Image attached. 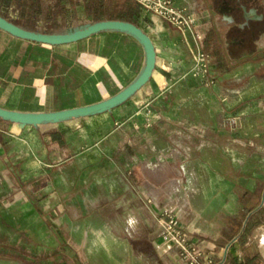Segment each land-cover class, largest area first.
<instances>
[{
    "label": "crops",
    "instance_id": "obj_1",
    "mask_svg": "<svg viewBox=\"0 0 264 264\" xmlns=\"http://www.w3.org/2000/svg\"><path fill=\"white\" fill-rule=\"evenodd\" d=\"M173 1L194 18L200 48L207 52L211 45L229 68L237 59L221 49L208 0ZM259 2L264 14V0ZM138 24L151 41L154 67L128 101L93 116L38 126L0 122V264H39L40 255L50 257L41 264H66L57 231L81 264H184L179 248L161 237L163 208L178 214L183 234L201 252L200 262L225 256L264 264V218L242 244L245 210L235 191L257 193L264 206V77L255 75L253 65L251 74L202 86L182 77L191 66V35L142 8ZM84 42L89 46L79 49ZM28 44L39 46L0 30L1 108L54 112L93 104L129 85L144 65L142 46L118 31L39 46V55L29 54ZM55 48L73 55L58 57ZM213 54L209 62L215 65ZM60 62L78 68L69 77L73 90L54 73ZM47 66L53 71L47 73ZM112 77L113 89L106 90ZM243 80L247 85L235 91V81ZM220 93L228 98L227 113L241 117L235 131L220 124ZM146 98L157 115L148 129L136 105ZM250 100L259 105L249 106ZM251 139L263 146L250 145ZM260 211L264 215V207ZM39 235H51V248L39 251ZM24 239L36 243L29 248Z\"/></svg>",
    "mask_w": 264,
    "mask_h": 264
},
{
    "label": "trees",
    "instance_id": "obj_2",
    "mask_svg": "<svg viewBox=\"0 0 264 264\" xmlns=\"http://www.w3.org/2000/svg\"><path fill=\"white\" fill-rule=\"evenodd\" d=\"M140 6L134 0H0V15L8 21L28 31L40 32L46 34H65L84 26L103 20H118L133 24L139 28L138 17ZM261 29L253 39L251 46L252 52L246 54L243 58L235 57L230 54L229 58L242 59L250 61L254 65V73L257 77H264V21ZM39 46L54 47L36 43ZM69 45V44H67ZM62 46V45H57ZM261 46L260 51L255 50ZM235 91L247 85V80L235 81ZM2 123L9 121L0 119ZM222 136H228L236 141L243 140L240 135L232 133H220ZM178 138V136L176 135ZM250 145H262L259 142L250 140ZM236 194L244 207L242 214L243 230L238 235L242 244L246 242L249 232L253 230L263 220L264 215L259 207L261 197L255 192L241 190L237 188ZM264 200V197H263ZM250 214V215H249ZM248 216V217H247ZM54 237L59 240L58 251L64 255L66 264H81V260L75 252L67 245L65 237L59 232H55ZM43 260H42V259ZM48 256H39V264L49 263ZM42 260V261H41ZM254 258L244 262H237L235 259L227 257L225 264H255ZM51 261V259H50Z\"/></svg>",
    "mask_w": 264,
    "mask_h": 264
},
{
    "label": "water",
    "instance_id": "obj_3",
    "mask_svg": "<svg viewBox=\"0 0 264 264\" xmlns=\"http://www.w3.org/2000/svg\"><path fill=\"white\" fill-rule=\"evenodd\" d=\"M0 30L21 40L52 46L75 43L101 32L118 31L130 35L138 41L143 48L145 57L143 68L136 79L116 94L104 100L54 112H18L0 107V119L11 123L38 126L89 117L105 112L129 99L131 95L149 80L153 71L154 52L150 39L140 28L128 22L103 20L73 31H68L65 34H46L23 29L0 15Z\"/></svg>",
    "mask_w": 264,
    "mask_h": 264
},
{
    "label": "built area",
    "instance_id": "obj_4",
    "mask_svg": "<svg viewBox=\"0 0 264 264\" xmlns=\"http://www.w3.org/2000/svg\"><path fill=\"white\" fill-rule=\"evenodd\" d=\"M144 11L154 14L161 18L169 25L177 28L183 35H191L195 43L194 49L191 50V66L182 77H190L205 87H214L215 79L211 76L209 70V54L200 48L199 42L202 35L194 31V18L189 14L185 7H179L174 4L173 0H134ZM218 100L222 105L220 124L229 131H235L238 128L240 116L230 115L227 113L224 105L228 98L220 93ZM136 105L142 110V125L148 129L154 118L157 117L151 106V98L142 99L136 102ZM177 126H181L177 123ZM138 126L135 127L137 129ZM161 215L164 219L161 237L164 242H172L179 248L178 257L184 264H223L225 256L216 262L206 260L200 262V250L196 244L183 234V225L180 217L172 209H161ZM235 242V239L232 241ZM231 242V243H232ZM230 243V244H231ZM230 244L226 247V251ZM225 251V253H226Z\"/></svg>",
    "mask_w": 264,
    "mask_h": 264
},
{
    "label": "flooded vegetation",
    "instance_id": "obj_5",
    "mask_svg": "<svg viewBox=\"0 0 264 264\" xmlns=\"http://www.w3.org/2000/svg\"><path fill=\"white\" fill-rule=\"evenodd\" d=\"M259 1L208 0L223 51L238 58L252 52L253 39L263 29V5Z\"/></svg>",
    "mask_w": 264,
    "mask_h": 264
},
{
    "label": "rangeland",
    "instance_id": "obj_6",
    "mask_svg": "<svg viewBox=\"0 0 264 264\" xmlns=\"http://www.w3.org/2000/svg\"><path fill=\"white\" fill-rule=\"evenodd\" d=\"M208 13H210V11H208ZM207 19H209V18L207 17ZM209 42H210L209 41V38H207L206 39L207 45H208ZM87 46H89V44H87V43L84 42V43L79 44L78 45V48L79 49H84ZM210 46H207V47L205 46V50L207 51L208 54H210V56H212L213 53H211L210 50L215 51V48L213 50V48H211ZM222 46L223 45H221V49H222ZM13 47H15V44H13ZM261 49H262L261 46H258V47L255 48V50H257V51H260ZM27 51H28L29 54L35 53V54H38L39 55V53H42V51L39 50V46H36L34 44H28ZM54 52H55L54 54H56L58 57H60L62 55L63 56H66V57H69L70 55L71 56L73 55V52L70 51V50H67L66 48H55ZM46 54H48V53H46ZM213 56H214L215 65L212 64L211 62H209V70H210L211 76L215 80L217 78H222L223 76L225 77V76H230V75H238L240 73H250L251 74L253 72V64L250 61H242V62H240L241 60H239V59H237V60H231L230 61V64H229V68H228L227 67V64L225 63V61L223 59V57L221 56V53H220V56H218L217 53H216V51H215V53L213 54ZM212 66H214V67L212 68ZM51 67H53V66L44 67L46 69L45 71H47V73H50L51 71L54 70V73L56 75L62 74L61 75L62 76V79H63L62 80V84H67L68 91L73 90L74 83L71 80H69V77H70V75L73 76L75 73H77L78 68L77 67L74 68L73 65L69 66V64L67 66V63H63V62H60L59 66L58 67L56 66L53 70H52ZM116 80H117L116 77L108 78L107 81H106V84H107L106 85V90L113 89V85L116 82ZM103 91H104V86L102 88V92ZM92 96L94 97V95H92ZM28 97L29 98H28V100H26V102H27V104L28 103L31 104L32 101L34 100V98L30 94H28ZM100 98H103V97L101 96ZM102 100H104V99H102ZM126 101H128V99L125 100L124 102H122V104L125 103ZM248 103H249V106L251 104H253V103L258 104L257 101H253V102L251 101V102H248ZM263 109H264V105H263ZM262 116H263V114H262ZM253 164L255 165V167L257 169L260 168L261 165H262L258 160H254L253 161ZM40 233H42V231ZM39 237H41V240H39V251L42 252V251L45 250V248H51V246L53 245V242H52V239H51V235H39ZM22 242L25 243L26 245H28L29 248H31L32 246H34V244L36 243L35 240H29V239L28 240L24 239ZM54 261H55V259H54Z\"/></svg>",
    "mask_w": 264,
    "mask_h": 264
},
{
    "label": "clouds",
    "instance_id": "obj_7",
    "mask_svg": "<svg viewBox=\"0 0 264 264\" xmlns=\"http://www.w3.org/2000/svg\"><path fill=\"white\" fill-rule=\"evenodd\" d=\"M133 223V220L130 218L129 219V224H132Z\"/></svg>",
    "mask_w": 264,
    "mask_h": 264
}]
</instances>
